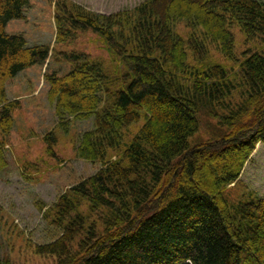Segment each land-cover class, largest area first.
<instances>
[{"label": "trees", "instance_id": "1", "mask_svg": "<svg viewBox=\"0 0 264 264\" xmlns=\"http://www.w3.org/2000/svg\"><path fill=\"white\" fill-rule=\"evenodd\" d=\"M30 1L0 0L4 137L20 107L7 99V82L51 53L7 31L10 21L25 18ZM55 20L57 44L90 31L111 62L64 50L69 71L47 76L62 129L73 119L93 120L76 154L102 166L59 197L52 212L63 234L38 245V253L57 264H264V196L226 194L264 145V52L247 51L234 77L209 61L213 45L235 59L236 24L250 40L264 41V2L143 0L105 15L55 0ZM180 21L191 30L187 37L176 31ZM205 117L225 127L222 137L194 140ZM45 140L53 155L57 137ZM113 151L119 159H111ZM6 165L1 143L0 172Z\"/></svg>", "mask_w": 264, "mask_h": 264}, {"label": "rangeland", "instance_id": "2", "mask_svg": "<svg viewBox=\"0 0 264 264\" xmlns=\"http://www.w3.org/2000/svg\"><path fill=\"white\" fill-rule=\"evenodd\" d=\"M87 10L99 14H111L132 10L143 0H70ZM264 2V0H259ZM11 34L26 37L29 45L43 44L50 47L49 59L23 70L7 84V99L17 101L20 107L13 113L14 126L8 137L0 130L7 165L0 172V256L4 264H57L54 255L40 254L38 245L58 240L63 230L54 223L52 208L59 197L79 182L97 174L102 164L80 158L76 147L81 135L93 127L92 119H73L68 132L60 126L55 104L48 98L47 76L69 71V64L60 52H87L92 57H104L110 64L111 57L102 39L92 32L78 34L74 41L57 44L55 0H31L24 19H14L7 25ZM176 31L187 37L191 30L185 22L176 25ZM236 45V57H226L219 46L213 45L209 61L225 66L234 77L247 51L264 52L261 38L250 40L236 24L232 27ZM1 108V104H0ZM136 129L133 130L135 132ZM226 132L218 119L205 117L194 140L206 142L222 137ZM54 133L57 142L54 154L47 153L45 136ZM120 152L110 154L112 160L120 158ZM264 196V145L259 143L251 159L246 163L240 179L227 186L226 194L238 199L243 194ZM82 211L90 221L97 216L85 206Z\"/></svg>", "mask_w": 264, "mask_h": 264}]
</instances>
